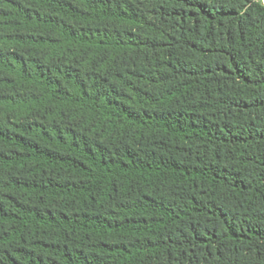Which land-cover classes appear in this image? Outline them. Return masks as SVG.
Instances as JSON below:
<instances>
[{
    "label": "trees",
    "instance_id": "16d2710c",
    "mask_svg": "<svg viewBox=\"0 0 264 264\" xmlns=\"http://www.w3.org/2000/svg\"><path fill=\"white\" fill-rule=\"evenodd\" d=\"M0 264H264V0H0Z\"/></svg>",
    "mask_w": 264,
    "mask_h": 264
}]
</instances>
